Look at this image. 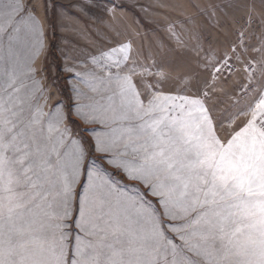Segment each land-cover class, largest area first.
Masks as SVG:
<instances>
[{
    "label": "snow or ice",
    "instance_id": "snow-or-ice-1",
    "mask_svg": "<svg viewBox=\"0 0 264 264\" xmlns=\"http://www.w3.org/2000/svg\"><path fill=\"white\" fill-rule=\"evenodd\" d=\"M45 4L0 0V264H264V33L258 62L241 29L203 80L153 72L117 42L89 54L98 73H75L92 95L73 86L67 109L49 107L35 79ZM247 8L264 28V0ZM233 61L248 81L236 98L218 87Z\"/></svg>",
    "mask_w": 264,
    "mask_h": 264
},
{
    "label": "rangeland",
    "instance_id": "rangeland-1",
    "mask_svg": "<svg viewBox=\"0 0 264 264\" xmlns=\"http://www.w3.org/2000/svg\"><path fill=\"white\" fill-rule=\"evenodd\" d=\"M228 3L229 0H46L45 8L40 10L46 20V55L37 60V67L43 71L37 73L35 79L45 89L49 107L63 101L67 109L73 103V86L92 95L75 76L76 72L98 73L89 61V54L129 41L133 58L150 66L151 71L160 68L173 74L183 71L203 80L208 78V72L202 65L209 56L222 57L241 29H246L245 61L250 57L258 62L261 54L253 48L260 46L264 28L258 14L248 25L247 5L255 4L259 10L260 0H231L232 7H228ZM113 5L115 10L110 13L108 9ZM170 25L176 36L169 31ZM177 36L183 47L178 44ZM50 43H53V54L49 52ZM233 64V72H225L218 87L236 98L242 95L241 88L248 81L242 66L235 61ZM66 66L74 71H65ZM260 67L259 63L255 65V83L261 78ZM175 87L173 81L165 84L166 90L175 91ZM218 95L227 100L222 93ZM43 102L42 98L38 100V103ZM230 105L228 101L222 107L232 111ZM70 121L73 132L90 142L87 134L81 132L85 127L81 121L74 116H70ZM92 155L98 154L93 152ZM97 162L107 168L103 160Z\"/></svg>",
    "mask_w": 264,
    "mask_h": 264
},
{
    "label": "crops",
    "instance_id": "crops-1",
    "mask_svg": "<svg viewBox=\"0 0 264 264\" xmlns=\"http://www.w3.org/2000/svg\"><path fill=\"white\" fill-rule=\"evenodd\" d=\"M67 104L69 105V103H67ZM105 163H106V162H105ZM106 165H107L106 170H107L108 172L111 173V172H114V171H115V170H114L111 166H109L107 163H106ZM114 179L117 180V181H121L122 183L127 184V185H133V184H136L137 187H140L141 190H143V186H142V185H139L136 181H130V180H127V179L123 176L122 173H117V174L114 176ZM149 199H152V198L149 197Z\"/></svg>",
    "mask_w": 264,
    "mask_h": 264
},
{
    "label": "trees",
    "instance_id": "trees-1",
    "mask_svg": "<svg viewBox=\"0 0 264 264\" xmlns=\"http://www.w3.org/2000/svg\"><path fill=\"white\" fill-rule=\"evenodd\" d=\"M49 52L51 53V54H53V43H50L49 44Z\"/></svg>",
    "mask_w": 264,
    "mask_h": 264
}]
</instances>
